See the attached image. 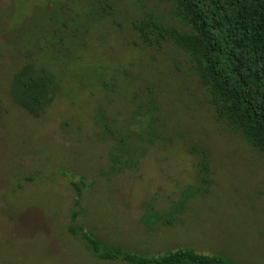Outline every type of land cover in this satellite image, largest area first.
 <instances>
[{
	"label": "rangeland",
	"instance_id": "374dc122",
	"mask_svg": "<svg viewBox=\"0 0 264 264\" xmlns=\"http://www.w3.org/2000/svg\"><path fill=\"white\" fill-rule=\"evenodd\" d=\"M149 15L189 29L168 0H0V264H128L92 255L81 226L141 254L264 264V155L216 119L182 49L142 42L133 22ZM57 28L77 59L35 118L10 86Z\"/></svg>",
	"mask_w": 264,
	"mask_h": 264
},
{
	"label": "trees",
	"instance_id": "16d2710c",
	"mask_svg": "<svg viewBox=\"0 0 264 264\" xmlns=\"http://www.w3.org/2000/svg\"><path fill=\"white\" fill-rule=\"evenodd\" d=\"M168 1L173 2L175 16L189 29L167 25L149 15L133 22L142 42L157 46L172 42L182 49L206 90L216 119L241 134L264 155V0ZM109 14L108 9L106 15ZM48 20L53 22L52 17ZM59 30H53L51 41H47L51 54L26 51L27 55H36L25 61L10 86L14 101L35 118L67 91L69 72L64 64L77 59L73 51L75 40L63 38ZM62 60L66 63L61 64ZM209 170L208 161L203 160L200 169L203 183H210ZM72 183L78 193L75 205L79 206L82 190L76 182ZM187 199L171 215L175 211L183 212ZM78 212L74 211L73 216ZM159 214L151 209L144 221L154 224L162 218ZM71 231L76 238L80 236L86 241V248L100 260L121 259L128 264H235L226 255L202 253L191 247L162 254H141L101 241L83 226L78 230L71 227Z\"/></svg>",
	"mask_w": 264,
	"mask_h": 264
}]
</instances>
